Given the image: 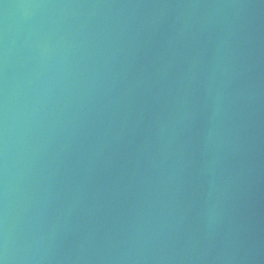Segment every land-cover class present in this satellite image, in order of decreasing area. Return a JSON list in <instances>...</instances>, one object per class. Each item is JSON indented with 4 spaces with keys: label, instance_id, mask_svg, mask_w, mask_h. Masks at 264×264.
Listing matches in <instances>:
<instances>
[{
    "label": "water",
    "instance_id": "1",
    "mask_svg": "<svg viewBox=\"0 0 264 264\" xmlns=\"http://www.w3.org/2000/svg\"><path fill=\"white\" fill-rule=\"evenodd\" d=\"M0 264H264V0H0Z\"/></svg>",
    "mask_w": 264,
    "mask_h": 264
}]
</instances>
